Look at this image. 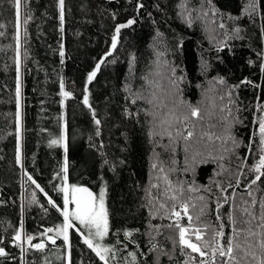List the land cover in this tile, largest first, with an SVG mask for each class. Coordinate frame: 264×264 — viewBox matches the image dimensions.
<instances>
[{
    "label": "trees",
    "instance_id": "16d2710c",
    "mask_svg": "<svg viewBox=\"0 0 264 264\" xmlns=\"http://www.w3.org/2000/svg\"><path fill=\"white\" fill-rule=\"evenodd\" d=\"M137 3L144 4L139 12ZM180 3L181 0H64V22L61 25L58 0H27L26 3L22 0L19 66L23 157L21 163H17L16 17L9 0H0V24L4 25L0 28V32L4 33L0 36V201L4 202L0 203V238L3 239L0 247L10 253L9 257H0V264H27L32 260L42 264L45 256L48 264H66L64 257L67 249L62 238L57 239V245L47 242L43 253L28 248L25 242L23 256L12 242L16 231L39 238L45 227L62 223L60 212L47 201L51 197L62 207L63 194L58 189L66 184L89 185L97 195L100 188L105 187L111 228L108 242L123 240V230L133 231L132 239L139 244V250L129 244L128 251H137L138 264H153L156 257H159L160 264H183L186 255L181 253L178 245L174 247L170 238L175 233L164 227L157 233L152 228L166 225L170 220L160 219L159 216L152 218L150 211L154 209L147 206L146 189L154 173L151 165L156 162L157 153L167 164L171 152L157 147L149 137L150 118L145 117L142 111L139 122L135 115H126L129 111L136 113L151 107L144 100L132 104L131 93L142 91L146 98H151L153 90L143 79L149 73L150 80L159 81L167 87V79L155 75L156 71H161L164 77L167 75L162 67L158 69L154 63L157 52L163 53L159 57L161 63L172 61L183 67L186 75V86L182 85L184 99L193 105L201 102L203 109L210 110L208 97L212 93L206 90L212 87L208 83L212 77L223 75L234 85L248 78L260 88L242 84L237 90L242 102L239 106L245 109L238 115L244 119L246 126L237 125L234 129L238 137L247 143L253 127H258L252 123L254 114L260 115L255 105L264 103V78L259 69L261 60L257 56L264 49V36L261 34L264 0H260L261 7L251 18L242 15L246 0H213L218 13L223 15L227 26L224 30L217 26L221 22L219 14L213 16L209 12L211 19L203 16L201 0H188V11L193 17L189 27L178 18ZM156 5L160 6L159 10ZM26 15L31 17L26 26L27 36L23 23ZM229 15L242 18L234 21L228 19ZM133 17H136L137 23L121 30L116 50L105 57L111 48L116 25ZM212 19L217 23H212ZM236 26L243 29L240 33L243 39L225 37V31H228V36H234L230 29ZM157 29L164 33L163 37L156 36ZM221 42L227 47H222ZM218 47H222L219 52ZM61 51L64 52L63 57ZM201 54L213 66L207 76L200 73ZM133 55L136 57L134 66L131 64ZM217 57H222L223 63ZM101 58H104V63L96 77L88 82V74ZM249 60L253 61L251 65ZM61 82L64 91L71 92L72 96L61 95ZM198 84L202 87H197ZM126 87L131 91H126ZM152 87L158 91L155 83ZM85 89L91 108L83 103ZM97 119L99 125L95 123ZM54 139L61 142L52 145L50 142ZM156 141L161 143L157 138ZM163 143H168L166 138ZM177 153L182 158L176 165L178 171L171 176L174 181L179 177L189 183L194 180L196 186H210L214 192L218 190L212 183L213 179L227 184L228 173L215 175L220 171L216 163L200 164L195 174L184 173L181 170L184 153L182 150ZM246 153V148L239 149L241 157ZM65 159L67 181L63 179ZM232 160L231 165L228 160L223 163L234 168L238 161L235 157ZM247 163H253L251 156ZM29 176L45 189L48 196L36 188ZM242 190L243 187L236 189L237 199ZM33 191L39 203H32ZM232 191L228 189V192ZM189 195L198 204L195 197L207 193L201 189ZM41 205L48 209L47 213ZM211 207L215 209L214 201ZM230 210V206L225 204L222 209L225 221ZM190 213L195 216L197 209L190 208ZM208 219L216 222L214 212ZM181 223L187 225V217ZM230 230L225 228L226 233ZM69 234L73 264H103L83 244L82 237L72 229ZM150 237H154L152 242L157 245L156 251L149 250ZM37 242L39 239L33 240V243ZM163 252L169 253L172 258L169 259ZM117 256L118 259L111 264H124L127 252L121 251Z\"/></svg>",
    "mask_w": 264,
    "mask_h": 264
},
{
    "label": "snow or ice",
    "instance_id": "6c2138e0",
    "mask_svg": "<svg viewBox=\"0 0 264 264\" xmlns=\"http://www.w3.org/2000/svg\"><path fill=\"white\" fill-rule=\"evenodd\" d=\"M13 5L17 29L15 39L17 41V84L15 89L16 96V124H17V163H21L20 155V128H21V80H20V66H19V27L21 17L22 0H9ZM26 3L27 0H24ZM59 20L61 25L64 22V0H58ZM159 10V5H156ZM180 12L178 18L184 20L189 27L192 26L193 17L188 11V0H181L178 5ZM261 7L260 0H246L243 5L242 15H247L251 18L252 14ZM137 12L144 8L143 3H137ZM207 9V10H205ZM201 11L204 17H209V12L216 16L218 9L213 4V0H201ZM187 13V17L185 16ZM220 15L218 23L219 29H227L223 22V15ZM151 16V13H149ZM115 18V15L113 16ZM199 18V17H197ZM241 16H228L230 20H240ZM30 16H25L23 21L25 25V36H27V24ZM212 23H217L212 19ZM137 23L136 17L128 19L125 23L117 24L114 34L111 37V48L105 54V57L111 56L112 52L116 50L119 37L122 29L128 28ZM153 23H157L153 21ZM4 25L0 24V28ZM61 31L63 28L61 27ZM234 36H228V31L224 32L225 37L229 39H243L240 33L243 29L236 26L230 29ZM261 34L264 36V26L261 27ZM4 35L0 32V36ZM157 37H163L164 33L159 29L156 30ZM222 47H227L226 43L221 42ZM180 46V45H178ZM222 47L217 48V52L222 50ZM61 57L64 52H60ZM162 52H157V60L154 61L157 68H163L167 75L163 76L161 71H156L155 75L166 78L168 81L167 87L163 86L159 81L149 79V75L143 79L155 87L158 91L151 93V98H146L142 91L132 92L131 103L136 104L138 100H144L151 107L148 109H140L136 113L126 112V115L137 118L139 122L140 112L144 116L150 118L148 123L150 125L148 135L153 139L157 147L163 148L165 151L171 152V159L166 164L160 159L159 153L156 155V162H153L151 167L156 173L155 183L149 184L146 189L148 195L147 206L154 211H150L152 218L159 216L160 219H168L170 223L163 226H152V228L159 233L160 228L164 227L172 230L175 235L170 238L173 240L174 247L179 246L182 254L186 255L183 264H264V103H257L255 105L256 111L260 113L259 116L254 114L252 121L253 127L248 142L245 143L242 138H239L234 131L237 125L246 126L244 119H241L238 113L244 111L239 105L237 90L242 84L250 85L253 88H260L259 84L254 81L244 78L239 84H230L227 77L217 75L208 81L212 85L207 92L212 95L208 97L209 107L203 109L200 106L201 102L196 105L191 104L184 99V87L186 86V75L184 69L180 64L172 61H164L161 63L159 57ZM261 60L259 69L264 78V49L257 53ZM218 61L223 63L222 57H217ZM136 57L133 55L131 64L134 66ZM115 61H113L114 63ZM104 63V58L96 64L95 69L88 74L87 80L91 82L97 75L101 65ZM251 65L253 61L249 60ZM212 64L203 58L201 54L200 73L202 76H207L212 69ZM190 83V82H188ZM61 95L63 97L72 96L71 92L64 91L63 82H61ZM202 87V85H197ZM126 91L131 89L126 87ZM63 103V101H61ZM83 103L91 108L87 89L83 97ZM93 117L95 112L93 111ZM207 116V120H206ZM215 121L214 123L212 121ZM97 125L100 121L95 120ZM159 129V131H157ZM99 134V133H97ZM159 137L160 141L165 138L168 143H159L156 141ZM63 139V138H61ZM61 141L54 139L50 143L52 145L59 144ZM246 148L247 153L241 157L239 149ZM255 149V150H254ZM182 150L184 153V165L181 169L184 173L195 174L197 167L203 163H216L220 171L215 175L219 176L223 173H228V181H216L213 179L212 183L215 185L218 192H214L210 186H196L195 181L186 182L184 180L176 179L173 181L171 176L175 174L178 169L176 167L177 160L175 159L176 152ZM65 151H67L65 147ZM249 156L252 157L253 163L248 164ZM238 161L234 168L226 166L223 161L228 160L229 165L232 164V158ZM65 175L63 179L67 181V159H65L64 169ZM28 179L39 189L40 192L48 196L45 189L41 187L31 176ZM234 180V183H233ZM163 184V187H161ZM243 187L237 199V188ZM233 189L228 192V189ZM153 189L157 194L153 193ZM201 189L207 195H198L195 200L199 203L193 202L192 196H186V193L200 192ZM63 194V206L61 207L48 197L47 203L55 208L63 217V221L54 227H45L39 234V238L16 231L12 237L13 246L21 250L22 256L25 254V242L28 248L43 253L47 248V242L52 245H57V239L63 240V244L67 249L66 264H73L72 262V245L70 242L69 230H74L80 237L82 242L88 249H90L103 264H111V261L118 259L117 254L121 251H126L127 256L123 258L124 264H138L137 251H128L129 244L135 246L139 250V244L132 239L134 233L131 230H123V240L116 239L112 242L105 243V238L110 233L109 213L105 204L106 189L101 187L99 194L91 191L88 187L78 186L72 184L58 189ZM256 193L260 195L257 196ZM32 203H39L36 192L31 193ZM215 203V209H212V203ZM0 203H4L0 201ZM73 204L75 207L71 210L69 205ZM228 204L231 210L227 213V220L222 212L224 205ZM158 205V207H157ZM44 212L48 209L41 205ZM191 209H197V214L193 216L190 213ZM23 210V209H22ZM215 214V223L208 219L210 213ZM239 213V217L237 216ZM187 217V225L182 224L181 221ZM21 229L23 225L21 224ZM225 228H230V232L226 233ZM139 232V229L135 230ZM119 230H117V234ZM34 239H39V242L33 243ZM154 237H150L149 250L156 251L157 245L152 241ZM0 244H3V239L0 238ZM59 247V246H57ZM185 250H188L187 252ZM143 255V253H141ZM163 255L172 257L167 252ZM195 254V255H193ZM4 247H0V257H9ZM131 257V260H128ZM27 264H37L36 260L27 262ZM42 264H48L47 257L43 258ZM153 264H160L159 257H156Z\"/></svg>",
    "mask_w": 264,
    "mask_h": 264
},
{
    "label": "rangeland",
    "instance_id": "374dc122",
    "mask_svg": "<svg viewBox=\"0 0 264 264\" xmlns=\"http://www.w3.org/2000/svg\"><path fill=\"white\" fill-rule=\"evenodd\" d=\"M149 88L150 89H152L153 91H154V88L152 87V85H149ZM21 125H22V118H21ZM21 128H22V126H21ZM157 131H159V129H157ZM158 140H159V137H156ZM160 141V140H159ZM165 141V139L163 140V141H160L161 143H163ZM19 144H20V155H21V157H23L22 156V136L20 135V140H19ZM180 155L176 152V155H175V159L177 160V164L179 163V161L181 160V158L179 157ZM177 157L179 158V159H177ZM155 160H156V156H155ZM155 175H156V173L154 172L153 173V176L151 177V183H153V180H154V183L156 182L155 181ZM173 175H175V174H173ZM172 175V176H173ZM171 179H172V177H171ZM177 179H180V177L179 178H177ZM173 180V179H172ZM174 181V180H173ZM150 184V183H149ZM161 187H163V184H161ZM153 192H155L156 193V190L155 189H153ZM187 194H189V193H186L185 195L187 196ZM105 204H106V207H107V209H108V206H107V199H106V197H105ZM75 206L73 205V204H70V206H69V209L71 210L72 208H74ZM110 223V222H109ZM109 237V236H108ZM108 237H106L105 238V243H108Z\"/></svg>",
    "mask_w": 264,
    "mask_h": 264
},
{
    "label": "water",
    "instance_id": "95a60500",
    "mask_svg": "<svg viewBox=\"0 0 264 264\" xmlns=\"http://www.w3.org/2000/svg\"><path fill=\"white\" fill-rule=\"evenodd\" d=\"M23 153V152H22ZM22 156H23V154H22ZM82 186H85V187H88L91 191H93L94 193H96L95 192V190L94 189H92L89 185H82ZM97 194V193H96ZM98 196V195H97ZM22 232V231H21Z\"/></svg>",
    "mask_w": 264,
    "mask_h": 264
}]
</instances>
